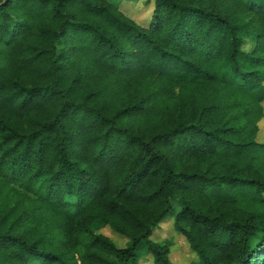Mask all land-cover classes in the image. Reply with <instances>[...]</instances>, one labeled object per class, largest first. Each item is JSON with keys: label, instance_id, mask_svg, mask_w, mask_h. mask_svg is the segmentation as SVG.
<instances>
[{"label": "trees", "instance_id": "trees-1", "mask_svg": "<svg viewBox=\"0 0 264 264\" xmlns=\"http://www.w3.org/2000/svg\"><path fill=\"white\" fill-rule=\"evenodd\" d=\"M263 102L264 0H0V264H264Z\"/></svg>", "mask_w": 264, "mask_h": 264}, {"label": "rangeland", "instance_id": "rangeland-1", "mask_svg": "<svg viewBox=\"0 0 264 264\" xmlns=\"http://www.w3.org/2000/svg\"><path fill=\"white\" fill-rule=\"evenodd\" d=\"M113 8L117 9L126 17L130 18L139 26L145 27L151 17L153 10V0H102ZM244 36L245 44L243 50L249 52L253 47V38ZM264 112V102L262 103ZM257 141L264 142V116L257 123ZM96 233L108 237L116 247L122 248L127 245V240L115 234L110 228L103 227L97 230ZM152 240L166 245L169 248V261L172 264H196L194 256L191 254L188 245L183 237L177 234L172 228V222L166 221L157 228ZM112 259V256H109ZM193 261V262H192ZM139 264H154L152 256L149 253L142 252Z\"/></svg>", "mask_w": 264, "mask_h": 264}]
</instances>
